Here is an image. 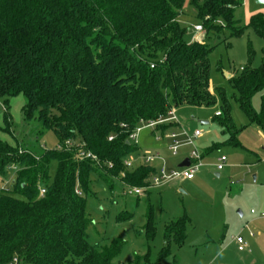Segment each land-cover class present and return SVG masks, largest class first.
<instances>
[{"label":"trees","instance_id":"trees-1","mask_svg":"<svg viewBox=\"0 0 264 264\" xmlns=\"http://www.w3.org/2000/svg\"><path fill=\"white\" fill-rule=\"evenodd\" d=\"M186 5L207 34H243L237 11L244 0H0V98L7 107L1 132L17 143L0 137V184H7L0 189V264H116L122 240L95 245L89 239L94 221L87 200L96 196L94 183L110 192L117 185L146 188L156 169L124 165L138 153L129 137L141 122L167 118L182 106L217 105L209 82L213 47L209 36L202 43L186 40L180 23ZM247 24L264 37L262 13ZM241 72L229 80L233 97L264 132V96L260 112L252 105L264 91V59L259 68ZM217 94L215 119L230 135L225 145L236 147L240 130L228 96L222 88ZM20 95L31 134L52 132L55 149L13 136L9 104ZM175 127L166 123L156 131L164 135ZM219 149L201 153L205 158ZM79 150L99 163L77 160ZM186 222L166 226L162 259L172 241H185ZM154 230L149 223L151 236ZM128 264L151 263L135 256Z\"/></svg>","mask_w":264,"mask_h":264},{"label":"rangeland","instance_id":"rangeland-1","mask_svg":"<svg viewBox=\"0 0 264 264\" xmlns=\"http://www.w3.org/2000/svg\"><path fill=\"white\" fill-rule=\"evenodd\" d=\"M244 2L245 6L237 11L240 26L244 28L241 36H232L229 30L217 35L206 33L209 36L206 40L213 47L209 82L217 105L174 109L181 126L202 132L203 138L196 143L200 151L209 152L220 147L206 155L205 163L213 165L218 158L226 157L228 165L225 169L218 172L214 167L205 166L192 181L179 180L152 190L150 195L143 193L141 196L124 195L126 188L120 185L110 192L101 182L96 183L93 177L96 196L87 200V214L94 221L89 228V239L95 245L122 240L124 244L114 260L116 264L133 262L135 256H148L151 264H264V132L252 124L240 109L228 78L241 74L242 69L259 68L264 59V37L247 27L255 10H262L264 15V5L257 4L256 0ZM180 23L187 29L186 40L196 42V18L189 5H186ZM220 88L228 96L230 116L240 130L236 147L225 145L230 135L215 119V113L221 111L217 94ZM262 96L264 91L252 101L256 112L261 111ZM24 105L23 95L10 100L8 112L13 121V136L19 142L30 144L37 140L38 147L55 149L58 142L52 132H47L42 138L31 134L29 125L23 120ZM6 111L4 99L0 98V137L16 146L12 137L1 132L5 127ZM199 121L211 124L201 125ZM167 145L165 139L156 141L151 129H143L137 138L141 155L129 158L132 168L142 163V155L159 154L163 161H156L154 165L165 163L167 168H177L183 159L190 157L192 147L184 146L174 156ZM55 171L56 164L53 163L51 175ZM10 172L8 183L15 169ZM184 217L187 218L185 241H172L168 255L162 259L166 226ZM149 223L155 229L154 236L148 232ZM238 235L247 242L244 252L239 251L234 240Z\"/></svg>","mask_w":264,"mask_h":264},{"label":"built area","instance_id":"built-area-1","mask_svg":"<svg viewBox=\"0 0 264 264\" xmlns=\"http://www.w3.org/2000/svg\"><path fill=\"white\" fill-rule=\"evenodd\" d=\"M194 30L197 33H206L203 32L204 31L203 27L199 25L195 26ZM152 68L154 67L152 66ZM218 115L219 113H216V116ZM166 123H176V124L179 123L175 115L174 109H171L168 112L167 118H160L156 121H150V122H141L137 130L129 137V140L137 144L138 133H140L143 129L149 128L155 131L158 126ZM156 135H157L156 136L157 141H161L163 139H168L171 141L169 150L174 156H177L179 154V151L182 147L184 146L192 147L190 157L188 159L189 166L186 168H181V169L178 168V169L170 170L166 167V165H163L160 169L157 170L156 174L151 177L149 181V185L146 188L125 186L124 189L126 188V190H124V195L141 196L143 193H146L147 191L164 188L175 181H179V180L192 181L194 180L196 175L201 171V169L205 167L202 153L195 146V142L202 136V132L194 131L193 133H189L186 129L182 127L178 132H169L164 135L163 134H156ZM112 139L113 138L111 137L110 141ZM68 146H70L69 143H67V147ZM76 158L77 160L80 161L91 159L92 161L99 163L98 158L96 156L84 150H79L76 154ZM143 159L146 165H151L155 161L156 157L145 156ZM124 165L126 169H132L133 167L132 161L129 159L125 161ZM226 166H227V158L220 157L217 159V163L214 165V168L216 169V171L221 172L225 169ZM109 167L112 168L113 164H109ZM6 185L7 184H0V189L2 190L6 189L7 187ZM44 194H45V190L41 189L40 195L43 196ZM252 214H254V211H252ZM234 240L238 245L239 251L243 252L246 250L248 245L241 235H238ZM17 263L18 261L14 260L12 264H17Z\"/></svg>","mask_w":264,"mask_h":264},{"label":"crops","instance_id":"crops-1","mask_svg":"<svg viewBox=\"0 0 264 264\" xmlns=\"http://www.w3.org/2000/svg\"><path fill=\"white\" fill-rule=\"evenodd\" d=\"M243 6H245V2H244V5ZM259 13H262L263 14V11L262 10H255V12H253L251 15H250V18L253 16V15H255V14H259ZM250 20V19H249ZM249 22V21H248ZM194 32L196 33V35L195 36H197V38L199 37V35L200 34H203V33H197L195 30H194ZM197 38L195 39V41H197ZM198 42V41H197ZM231 76V78L233 77V75H230ZM231 78H229V79H231ZM217 113V112H216ZM216 113H215V116H216ZM204 122H207L208 124L207 125H210L211 124V122H209V121H204ZM176 126L177 127H175L174 129H172V130H170L169 132H178V131H180V129L183 127V126H181V124L180 123H178V124H176ZM184 128V127H183ZM184 129H186L189 133H193L194 131H191V130H189L188 128H184ZM152 130V129H151ZM195 131H199V130H195ZM169 132H167V133H169ZM166 133V134H167ZM156 134H161V133H159L158 131H154V130H152V136H154V138H155V140L157 141V139H156ZM203 138V134H202V136L195 142V146H196V143L197 142H199L201 139ZM166 141H168V145H167V148H168V150H169V146H170V144H171V141L170 140H168V139H165ZM160 142V141H159ZM186 147H188V148H190V146H185V148ZM197 147V146H196ZM198 149V148H197ZM199 150V149H198ZM170 151V150H169ZM139 156V155H141V153H140V149H138V153L137 154H134V155H132V156ZM145 156H147V155H142V157H141V161H142V163L141 164H139V166H142V165H144V166H146V164H145V162H144V157ZM131 157V156H130ZM153 157H156V159H155V161L151 164V165H149V166H151V167H153V168H155L156 169V172H157V170L158 169H160L163 165H165V163H163L162 165H160V166H156V165H154V163L156 162V161H163V159L160 157V155L159 154H157L156 156H153ZM189 157V156H188ZM188 157H186L185 159H183L182 161H181V163L183 162V161H185V160H187V159H189ZM205 159L206 158H204V163H205ZM180 163V164H181ZM179 164V165H180ZM214 165L215 164H213V165H210V164H207V163H205V166H207V167H214ZM228 165V164H227ZM139 166H137V167H139ZM136 167V168H137ZM179 167H177V168H168V169H170V170H173V169H178ZM186 168V167H185ZM180 169V168H179ZM218 174V173H217ZM195 179V178H194ZM188 181V180H187ZM175 182H177V181H175ZM175 182H173V183H171V184H174ZM171 184H169V185H171ZM168 185V186H169ZM251 213H252V211H251ZM247 243V242H246ZM248 247V246H247ZM244 252V251H243Z\"/></svg>","mask_w":264,"mask_h":264},{"label":"water","instance_id":"water-1","mask_svg":"<svg viewBox=\"0 0 264 264\" xmlns=\"http://www.w3.org/2000/svg\"><path fill=\"white\" fill-rule=\"evenodd\" d=\"M256 3L259 5H264V0H256ZM206 37H207V34L203 33V34L199 35V37L197 38V41L202 43V42H204ZM228 78H231V76H228ZM199 122L201 125H207L208 124L207 122H204V121H199ZM188 166H189V160L187 159V160L183 161L178 167L181 169V168H185ZM216 175L219 176V174H216Z\"/></svg>","mask_w":264,"mask_h":264}]
</instances>
